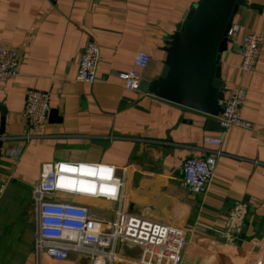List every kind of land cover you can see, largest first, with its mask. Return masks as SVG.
<instances>
[{
    "label": "crops",
    "instance_id": "0c3cea01",
    "mask_svg": "<svg viewBox=\"0 0 264 264\" xmlns=\"http://www.w3.org/2000/svg\"><path fill=\"white\" fill-rule=\"evenodd\" d=\"M198 1L0 0V46L21 55L17 76L0 91V129L5 120L0 202L5 193L23 191L19 200L26 205L19 216L29 223L27 231L23 222L13 229L0 226V264H88L76 254L57 262L35 251L34 186L42 165L58 162L115 167L125 179L120 202L94 197L77 202L104 223L123 211L180 231L181 264H264V0H245L234 19L242 33L262 38L254 71L240 70L232 44L221 58L226 87L245 89L241 114L252 130H223L218 117L143 89L127 91L117 76L131 70L138 53H146L152 60L141 72L142 84L159 77L169 37ZM88 41L101 50L93 84L76 80ZM28 89L49 93L52 109L30 139L22 119ZM213 138L221 139L220 147L207 143ZM215 150L222 155L202 192L184 181L181 168L187 158ZM118 256L117 264H172L140 247L121 246Z\"/></svg>",
    "mask_w": 264,
    "mask_h": 264
},
{
    "label": "built area",
    "instance_id": "2783aa9c",
    "mask_svg": "<svg viewBox=\"0 0 264 264\" xmlns=\"http://www.w3.org/2000/svg\"><path fill=\"white\" fill-rule=\"evenodd\" d=\"M228 39V45L238 48L240 70L243 73L254 71L262 38L255 33H242L241 27L233 23ZM100 53L99 45L88 41L78 62V82L93 84L97 81ZM151 60L150 55L138 53L131 70L118 73L127 91H141V72L148 68ZM20 63L21 55L17 49L0 46V91L6 80L17 76ZM225 89L224 99L220 102L223 113L218 117L223 130L234 127L252 130L254 125L245 121L241 114L245 89L239 85ZM51 110L49 93L27 90L22 112V119L28 127L26 138L30 139L33 131L48 122ZM206 141L214 147L221 146L220 138ZM221 155L220 150H215L208 156L187 158L181 168L184 181L202 192L206 191L213 181ZM124 187L125 179L119 177L115 167L110 165L74 162L42 165L41 176L33 190L37 211V255L64 262L76 254L86 257L88 264H117L118 249L131 246L156 250L159 257L170 259L172 264H181L185 235L180 231L123 211L115 221L104 223L93 218L87 206L77 202L82 197L120 202Z\"/></svg>",
    "mask_w": 264,
    "mask_h": 264
},
{
    "label": "water",
    "instance_id": "95a60500",
    "mask_svg": "<svg viewBox=\"0 0 264 264\" xmlns=\"http://www.w3.org/2000/svg\"><path fill=\"white\" fill-rule=\"evenodd\" d=\"M245 0H199L189 9L164 48L166 59L159 77L143 83L155 97L217 118L226 85L221 58L228 51V33ZM5 120L0 129V163Z\"/></svg>",
    "mask_w": 264,
    "mask_h": 264
},
{
    "label": "rangeland",
    "instance_id": "374dc122",
    "mask_svg": "<svg viewBox=\"0 0 264 264\" xmlns=\"http://www.w3.org/2000/svg\"><path fill=\"white\" fill-rule=\"evenodd\" d=\"M23 191H19V189H15L10 193H5L1 202H0V219L3 223L0 222V226H7L10 229H13L14 226L20 224L19 222H23L24 230L27 231L29 228V223L26 219L20 220V214L23 211L25 202H22L21 197L23 196ZM21 195V196H19Z\"/></svg>",
    "mask_w": 264,
    "mask_h": 264
}]
</instances>
